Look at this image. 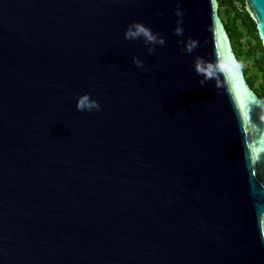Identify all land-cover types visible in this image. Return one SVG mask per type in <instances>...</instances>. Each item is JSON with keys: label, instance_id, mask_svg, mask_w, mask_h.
<instances>
[{"label": "water", "instance_id": "obj_1", "mask_svg": "<svg viewBox=\"0 0 264 264\" xmlns=\"http://www.w3.org/2000/svg\"><path fill=\"white\" fill-rule=\"evenodd\" d=\"M0 264H264V102L217 0H0Z\"/></svg>", "mask_w": 264, "mask_h": 264}, {"label": "trees", "instance_id": "obj_2", "mask_svg": "<svg viewBox=\"0 0 264 264\" xmlns=\"http://www.w3.org/2000/svg\"><path fill=\"white\" fill-rule=\"evenodd\" d=\"M217 1L219 16L243 75L264 102V47L258 37L255 22L245 9L244 0H239L241 9L236 8L233 0Z\"/></svg>", "mask_w": 264, "mask_h": 264}, {"label": "clouds", "instance_id": "obj_3", "mask_svg": "<svg viewBox=\"0 0 264 264\" xmlns=\"http://www.w3.org/2000/svg\"><path fill=\"white\" fill-rule=\"evenodd\" d=\"M175 14L177 17H182V12L179 9L176 10ZM177 24L178 26L176 27L175 32L177 35H181L183 33V28L180 26L182 25V19L178 20ZM124 39L129 41L142 40L147 46V51L149 54L154 51V45L158 44L162 46L165 43L163 38L158 37V35L153 33L149 27L140 22H133L127 26L124 33ZM196 46V41H189L185 50L188 53H191ZM133 62L138 68H143V63L139 58H134ZM194 71H196V73L200 76H204L205 72L207 71L208 79L212 78L211 70L206 69L205 62L202 59H198L194 64ZM206 82V80L202 81V83ZM76 110L80 112L93 110L99 111L100 105L92 98L90 93H84L77 98Z\"/></svg>", "mask_w": 264, "mask_h": 264}, {"label": "built area", "instance_id": "obj_4", "mask_svg": "<svg viewBox=\"0 0 264 264\" xmlns=\"http://www.w3.org/2000/svg\"><path fill=\"white\" fill-rule=\"evenodd\" d=\"M234 1V4L236 6L237 9H241L242 5L241 3L239 2V0H233Z\"/></svg>", "mask_w": 264, "mask_h": 264}]
</instances>
